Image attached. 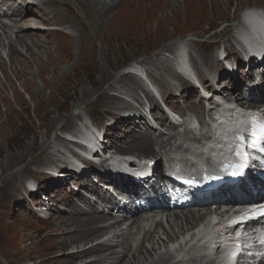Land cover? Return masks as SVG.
<instances>
[{
    "label": "rangeland",
    "instance_id": "1",
    "mask_svg": "<svg viewBox=\"0 0 264 264\" xmlns=\"http://www.w3.org/2000/svg\"><path fill=\"white\" fill-rule=\"evenodd\" d=\"M49 1L52 3L47 4L49 16L42 14L40 8L37 24L58 25L64 33L58 31L60 35L53 36L56 31L33 32L37 34L32 41L26 40L27 47L20 46V51L13 55L10 52L13 58L8 57L0 64V264L91 262L94 258L89 252L65 256L73 252L71 239L77 236H61L64 230H73V226H66L65 222L76 212L69 210L71 206L81 209L80 195H75L73 189L59 188L60 184L54 187V180L37 173L45 165L53 164V149H58L57 145L66 147L60 138L61 144L51 141L50 131L58 126L59 134L65 130L74 135L75 131L70 130L75 126L77 129L76 124L84 118L97 122L101 129L108 128L106 123L111 119L120 125L122 112L147 102L143 99L144 84L132 73L135 65L152 75L165 101L172 97L177 109L181 105L188 109L192 106L193 112L198 113L196 90L184 82L181 89H170L172 82L164 80L173 76L172 71L168 73L164 69L169 67L164 55L185 44L190 63L203 83H208V79L201 74L202 66L220 81L224 80V86L229 85L231 82L222 73L216 52L223 46L234 48L230 40L232 27L209 34L224 22L237 21L245 9H264V0H121L120 3L116 0L113 10L101 15V5L110 4L112 0ZM20 9L21 12L28 10ZM248 16L254 19L264 14L252 13L246 18ZM190 33L211 42L213 48H198L191 42H182L181 38ZM201 58L206 59L208 67ZM128 69L130 72H126ZM160 74L164 79H158ZM153 107V114L160 110L156 104ZM74 108L80 112L77 116L72 113ZM131 125L129 122L125 131L121 130V125L118 130L107 133L117 152L132 153L126 151L130 145L149 143L147 136L151 133H136ZM153 134L152 137L157 136L158 132ZM158 152L161 151L156 146L155 152L147 157L158 156L161 163ZM29 182H36L55 202L48 224L31 208V204L34 207L38 201L27 194ZM91 209L100 213L102 208L93 205ZM37 222L39 228L35 227ZM172 231L177 233L176 229ZM98 236L82 242L76 249L92 245ZM106 251L110 252L111 248ZM115 252L121 256L127 251L119 247ZM155 259L159 258L153 257L154 262ZM150 262L152 259L145 264Z\"/></svg>",
    "mask_w": 264,
    "mask_h": 264
},
{
    "label": "bare ground",
    "instance_id": "2",
    "mask_svg": "<svg viewBox=\"0 0 264 264\" xmlns=\"http://www.w3.org/2000/svg\"><path fill=\"white\" fill-rule=\"evenodd\" d=\"M115 1L116 0H112L110 2V4H106V5L102 4L101 8H100V11H99L100 14L101 15H105L106 12L112 11L113 7L115 6ZM118 2L120 3L121 0H119ZM85 3L87 4V2H85ZM119 3H117V4H119ZM48 6H50V5H48ZM250 9H252V8H250ZM8 13H10V14H8ZM263 13H264V11H263ZM1 15H2V17H5V18L13 17V18L16 19L15 24L17 25L18 33L20 35V36L17 37L18 43L20 45L24 46V47H27L26 46L27 44L25 43V38H27L30 41H32L33 40L32 38H34L36 36V34L35 35L32 34L33 32H29V31L27 32L24 29V25H26L28 22L32 21V18H31L32 16L30 14L22 15L20 9H16V10H12V11L9 10V9H3ZM262 18L264 19V16ZM259 20H260V18H259ZM240 24H244L245 27L247 28L246 31L240 36V39L242 40V42L250 43L251 41H253L255 39H257L258 41L261 40V37L258 35V33L264 34V21H261V23H258L255 19L250 18L248 16L247 19H245V17H244L242 19L241 23L239 21V25ZM6 29H7V27L5 25L0 26V31L1 32H5ZM34 31H37V30H34ZM177 49H178V47L175 49V51ZM14 53H15V51H12V55ZM179 56L180 55L178 54V57ZM183 60H186L184 56L182 57L181 61L183 62ZM183 64H184V68H185V66H186L185 62ZM239 91H240L239 88L236 89V90H234L232 88H228V89H226L225 92L227 93V96L235 94L234 96H236V98H238L239 97V95H238ZM217 96H219V95H217ZM215 115H217V114H215ZM225 115H226V118H227L226 122L231 123L232 121L229 118V113L227 112ZM182 116L184 117V115H182ZM190 118H193V117L190 116ZM194 119L197 120L196 118H194ZM177 121L182 123V125H183V121H181L180 115H177ZM214 121L215 120H213L212 126L210 128H208L207 131L204 133V137L203 138L205 140L204 144L207 146V148L210 151H212V149H216V151H213V152H217L220 149L218 147L219 143L216 142L215 139L221 140V138L223 137V134H222L221 131H219L216 128V122H214ZM172 125L178 130V128H179L178 125H175V124H172ZM81 126H83V124L82 125H77V127H78L77 129H76V126H75V128L73 130H70V132L74 133V131H77ZM216 134H217V138H214ZM88 135H89V140L86 141L84 138L86 136H88ZM159 135H161V137H160V139H158V140H160L158 142L153 140V139H151V136H148L150 138L148 144L143 143L142 145H139V146L137 144L130 145L126 149V151L138 152L141 149H144V151L141 152L142 155H143L141 157H143L144 159H149L150 160V159H154V158L153 157L146 158V156L152 154L153 152H155L154 150H155L156 146H158L160 151L162 152L161 153L162 158L166 157L168 155V153L171 151L172 148L175 147L177 150H179L181 148V145L177 144L178 138L176 137L177 136L176 132L170 131L167 134L161 133ZM85 137L83 138L84 144H85L84 147L85 148H90V147H88L89 144H91V147H92L93 146V144H92V134H87V135H85ZM58 141L59 140H57L56 142H58ZM76 147H78V146L76 145ZM80 148H83V147L80 146ZM55 150H58V149H55ZM192 150L194 152H196V157H200L201 156V152H200V150H199V148L197 146H194ZM141 153L139 155H141ZM210 194H212V193H210ZM262 201H264V200H262ZM209 207L210 206H208L206 202H202L200 204V206H198V207L191 206L188 209L180 210L178 213H174V211L166 213V215H168V217L170 218L169 222L172 223L171 229L172 230L176 229L177 230V234H180L181 232L184 231L185 227H189L187 229L192 228L193 225L197 224L201 219H203L205 217L206 211L208 210ZM69 210H76V212H72L71 216H69L67 218L66 222H65L66 226H70V225L73 226V230L72 231L71 230H64L61 233V236L65 234L66 236H69L71 238V236H73V234H75V235L80 234L81 237H84L86 233L91 231V227L93 226V224L96 221L102 220V223L107 222V221H105L107 216L103 212L102 213L92 212L91 214H88V213L91 212L90 209H89V211H84L83 209H79L78 207H73V206H71L69 208ZM148 218H150V216H144L143 214H134L130 226H135L139 230L141 223L144 220H147ZM112 220L113 219L110 217V221H112ZM109 223L112 224L111 227L118 225L115 221H112V222H109ZM82 227H86V230L85 231L82 230ZM78 230H79V232H78ZM153 234L154 233H150L149 235H147L146 233H144L143 238L151 239V235H153ZM121 235L123 236V239L121 241V245H125V248H126L127 235H126V233L121 234ZM174 236H175V234H174ZM77 239H78L77 237H75L74 239L72 238L71 242H76ZM65 243H68V241H66ZM110 247L112 248V247H115V246H113L111 244ZM110 247H108L106 250H110ZM93 248L94 249H89L88 251H86L84 253H77V254H87V252H89V253L104 252V248L102 246H98V247L96 246V247H93ZM115 249H116V247H115ZM164 254H166V253H164ZM122 255L124 257H122L119 261L113 262L112 264H125V263L135 264V263L139 262L138 257L139 258L142 257V259L145 261L142 264H145L146 262H148L150 260V259L146 260V256L150 255L149 252H147V251L143 252L141 248L135 249L134 255L130 257V260H123V258H125V256H126V254L124 253ZM136 255H138V256L136 257ZM162 255L163 254L161 253V256ZM114 256L115 255H114L112 250L110 252L106 251L105 254H103L101 256H98L99 258L98 259L96 258L95 261L100 260L99 262H101V261L105 262V261H108V260L109 261L110 260H114ZM73 257H75V256H73ZM95 261L92 264H97V263H95ZM122 261H124V262H122ZM155 261H156V259H155ZM153 262H154V260H153ZM153 262H150L148 264H152ZM158 262H160V261H158ZM190 262H191V264H196L195 263L196 262V258L195 257L190 258ZM160 263H158V264H160Z\"/></svg>",
    "mask_w": 264,
    "mask_h": 264
},
{
    "label": "snow or ice",
    "instance_id": "3",
    "mask_svg": "<svg viewBox=\"0 0 264 264\" xmlns=\"http://www.w3.org/2000/svg\"><path fill=\"white\" fill-rule=\"evenodd\" d=\"M249 123L251 125V137L253 138V144H255L258 140H264V120L262 118L257 117V116H251L248 118ZM239 143L236 145V151L235 155L240 157L243 160H247L248 154L243 150V147L241 146L243 144V141L245 140L244 134H240L237 137ZM261 151H264V146L261 147ZM236 168L235 171L232 172V175H238L240 173V170L246 167L245 164H241L239 166H234ZM189 185H196V181L193 180H188L186 181ZM261 215H264V209L259 210ZM239 221H232L231 223L235 224L238 223Z\"/></svg>",
    "mask_w": 264,
    "mask_h": 264
},
{
    "label": "water",
    "instance_id": "4",
    "mask_svg": "<svg viewBox=\"0 0 264 264\" xmlns=\"http://www.w3.org/2000/svg\"><path fill=\"white\" fill-rule=\"evenodd\" d=\"M224 27H226V25H222V26L218 29V31H219V30H222ZM183 40L185 41V40H195V39H194V38H191V37H186V38H184ZM73 114H77V111H76V110L73 111ZM57 129H58V126H56L55 129L51 132L50 139H52V138L55 136Z\"/></svg>",
    "mask_w": 264,
    "mask_h": 264
},
{
    "label": "trees",
    "instance_id": "5",
    "mask_svg": "<svg viewBox=\"0 0 264 264\" xmlns=\"http://www.w3.org/2000/svg\"><path fill=\"white\" fill-rule=\"evenodd\" d=\"M49 134H50V133H49ZM6 209H8V207H7ZM35 227H38V228H39V224H38V222L36 223ZM27 228H28V226H27V222H25V223H24V229L27 230ZM42 230H43V229H42Z\"/></svg>",
    "mask_w": 264,
    "mask_h": 264
}]
</instances>
